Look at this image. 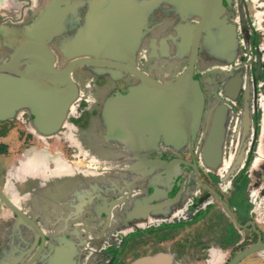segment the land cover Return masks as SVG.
Masks as SVG:
<instances>
[{"label": "flooded vegetation", "instance_id": "flooded-vegetation-1", "mask_svg": "<svg viewBox=\"0 0 264 264\" xmlns=\"http://www.w3.org/2000/svg\"><path fill=\"white\" fill-rule=\"evenodd\" d=\"M11 1L23 0H0L5 29L45 2ZM220 2L216 22L194 10L179 19L160 3L133 52L155 81L190 70L200 90L197 129L176 145L161 133L141 144L104 138V98L137 76L104 57L60 72L72 58L56 40L86 4L69 7L39 51L0 46L11 110L0 119V194L12 207L0 199V264H231L264 243V0ZM234 264H264V248Z\"/></svg>", "mask_w": 264, "mask_h": 264}, {"label": "water", "instance_id": "water-1", "mask_svg": "<svg viewBox=\"0 0 264 264\" xmlns=\"http://www.w3.org/2000/svg\"><path fill=\"white\" fill-rule=\"evenodd\" d=\"M162 2L169 5L165 12L175 14L179 19L185 17V11L194 10L205 22L212 21L214 18L218 19L222 10L220 0H45L27 24L7 29L0 25V46L5 49L6 41L18 40L25 44L33 42L34 46L29 47L30 44L28 47H18L17 52L21 53V50L27 48L39 51L42 48L34 43L42 41L45 46L48 40L57 36L61 30L59 18L63 19L69 13V7L74 6L78 12L86 4L87 9L82 12L81 20L79 12L76 14L75 31L60 35L56 40L57 47L65 58H72L60 72L65 73L79 65L100 66L101 58L104 57L110 60L107 66L114 67V71H125L137 76L139 82L136 85H130L104 98L100 109L104 138L131 140L141 144L144 135L148 137L147 134L161 133L164 142L176 145L196 131L201 109L200 90L190 78V70L158 82L138 71L133 64V52L144 21ZM200 10L203 14L197 13ZM16 53L14 56H17ZM47 53L49 51L45 47V56ZM9 63L10 60L6 61L1 57L0 72H4ZM5 79V76L0 75V119L6 118L11 111L6 102ZM67 90L68 87H64L60 91ZM71 91L73 94V89ZM16 100L20 101L19 98ZM19 103L21 102H16L14 106L24 105ZM31 112L38 116L36 111ZM42 113L45 115L44 109ZM46 119L45 115L44 121L47 122ZM34 123L38 124L36 121ZM0 199L11 207L1 194ZM260 248H264V243L259 245L258 242L252 248L242 251L231 260V264L237 262L244 252Z\"/></svg>", "mask_w": 264, "mask_h": 264}, {"label": "rangeland", "instance_id": "rangeland-1", "mask_svg": "<svg viewBox=\"0 0 264 264\" xmlns=\"http://www.w3.org/2000/svg\"><path fill=\"white\" fill-rule=\"evenodd\" d=\"M23 1H24V0H23ZM23 1H14V2L11 1V2L15 3L17 6H20V5H22V4L25 2V1H24V2H23ZM22 2H23V3H22ZM1 5H2V3H1ZM2 6H3V5H2ZM27 10H29V9H27ZM0 166H3V163H2V162L0 163Z\"/></svg>", "mask_w": 264, "mask_h": 264}]
</instances>
